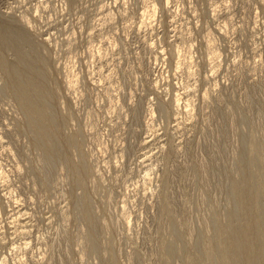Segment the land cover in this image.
<instances>
[{
  "label": "clouds",
  "instance_id": "9594fccd",
  "mask_svg": "<svg viewBox=\"0 0 264 264\" xmlns=\"http://www.w3.org/2000/svg\"><path fill=\"white\" fill-rule=\"evenodd\" d=\"M0 11L40 42L47 73L19 90L0 75V264H238L223 225L242 138L264 168V0Z\"/></svg>",
  "mask_w": 264,
  "mask_h": 264
},
{
  "label": "rangeland",
  "instance_id": "374dc122",
  "mask_svg": "<svg viewBox=\"0 0 264 264\" xmlns=\"http://www.w3.org/2000/svg\"><path fill=\"white\" fill-rule=\"evenodd\" d=\"M70 2L72 5H77L79 3V0H70ZM5 5L6 0H0V9H3ZM41 48L42 45L40 44V42H38L36 37L20 23L16 16L6 15L2 11H0V75H5V77L8 79V82H10L11 77L9 73L10 71L14 70L15 73H17L18 82H20L21 84H26L29 80L43 83L47 79V73L42 63L44 57L42 56ZM248 88L249 95L254 97L260 92V86L258 85H250L248 86ZM259 103L260 102L258 100H254V104L258 105ZM6 117V113H0V120ZM138 119L139 112L137 113V119L134 120V123L138 122ZM217 121L220 122V131L222 133L226 132L227 118L222 108L216 110V119L214 123H216ZM20 135L23 136L24 133H20ZM9 139H11L10 135ZM245 140L246 138H242L240 149L243 173L241 181L239 182L240 186L238 187L239 199L237 201H234L232 210L226 213L227 223L223 225V228L226 229L227 232L230 231L233 236L237 237V239H241L243 234L246 236L247 242L240 245L243 255L240 256L238 254V264H245L247 258L244 256V253L246 251L256 253L257 247H264V215L262 219L258 221V224H256L252 221L254 216V210L249 207L248 204L244 206L240 205V200L243 199L244 192L248 191V189H251L250 191L253 193H255L256 191L257 194L260 193V200L258 199V209L260 212L264 211V193L262 189H259L261 188V175L259 174H264V168L261 167L259 162H255V164H253V161L249 159L248 149ZM205 154L209 155V150L207 148H205ZM216 162L219 163V167H216L215 163L213 164L212 174L216 177L213 183V188L216 187V184L221 183L223 179H227L225 177L226 169L224 167V163L220 161L219 157H216ZM252 185H255L254 187L256 191H253L254 189ZM258 190H260V192ZM239 191H242V193ZM261 192L263 193V196H261ZM225 194H229V189H225ZM260 197H262V199ZM260 206L261 208H259ZM263 213L264 212H262V214ZM227 237L228 235H226L224 239L225 241H223V243L225 244V246H227L226 249L228 251V254L232 256V252L234 254L235 248L229 246V244H226ZM259 239H261L262 241ZM217 255H221L219 250L217 251ZM256 258H258V255H256ZM263 258L259 260L260 262L258 261V264H264Z\"/></svg>",
  "mask_w": 264,
  "mask_h": 264
},
{
  "label": "bare ground",
  "instance_id": "6f19581e",
  "mask_svg": "<svg viewBox=\"0 0 264 264\" xmlns=\"http://www.w3.org/2000/svg\"><path fill=\"white\" fill-rule=\"evenodd\" d=\"M32 65V64H31ZM30 66V65H29ZM31 70V69H30ZM10 82H9V84H10V86L14 89V90H19L20 88H21V86L23 85V83L21 84L20 82H18V78H17V73H15V71L14 70H12V71H10ZM20 77V76H19ZM250 176V175H249ZM254 176V175H253ZM260 177V176H259ZM253 178V177H252ZM255 178V177H254ZM252 180V179H251ZM251 180H250V183H251ZM254 181V180H253ZM255 183V182H254ZM258 183V182H257ZM245 185H246V183H245ZM244 185V186H245ZM260 185V184H259ZM258 185V186H259ZM249 186V185H248ZM253 186V191H256L255 190V185H252ZM257 186V185H256ZM260 187V186H259ZM258 187V188H259ZM245 188V187H244ZM244 188H242V189H244ZM247 188V187H246ZM258 188H256V189H258ZM259 189H261V188H259ZM240 190V189H239ZM251 190V189H250ZM249 189H248V191H245L244 192V197H243V201L242 200H240L241 202H242V204H241V202H240V205H246V204H248L249 205V207H251L253 210H254V216H253V222L254 223H256V224H258V221L260 220V219H262V217H263V215H264V213L262 214V212H264V211H259V209H258V205H259V202H258V199H259V194L260 193H253V192H251ZM259 192H260V190H258ZM239 192H241L242 193V191H239ZM262 193V192H261ZM263 193H264V190H263ZM263 193H262V195L261 196H263ZM239 195V194H238ZM261 199H262V197H260ZM260 200V199H259ZM239 205V204H238ZM248 207V208H249ZM259 208H261V206L259 207ZM261 210V209H260ZM247 212V211H246ZM251 212V211H250ZM250 214V213H249ZM246 218V217H245ZM245 222H246V220H245ZM261 223V222H260ZM248 224V223H247ZM264 224V223H263ZM246 226V225H245ZM248 226V225H247ZM244 233V232H243ZM249 233V232H248ZM261 234V233H260ZM227 235H228V237H227V239H226V241H227V243L226 244H229V246H232L233 248H235V252H234V254H233V252H232V257H235L236 258V260H237V256H238V254L240 255V256H242L243 255V252H242V249L240 248V245L241 244H244V243H246L247 241H246V236L243 234V236H242V238L240 239H237V237H235V236H233L232 235V233L229 231V232H227ZM259 237V236H258ZM261 238H262V236H261ZM259 240H261V239H259ZM258 240V241H259ZM225 241V240H224ZM262 241V240H261ZM263 243V242H262ZM249 244V243H248ZM227 247V246H226ZM239 249H238V248ZM260 247H262V248H259V247H257V252L256 253H252L251 251H246L245 253H244V256L247 258V260H246V262H245V264H258V261L261 259V258H263L264 257V247L263 246H260ZM237 250V251H236ZM256 255H258V258H256ZM264 259V258H263ZM260 262V261H259ZM242 264V263H241Z\"/></svg>",
  "mask_w": 264,
  "mask_h": 264
}]
</instances>
